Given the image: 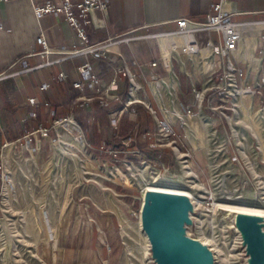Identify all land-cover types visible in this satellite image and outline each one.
<instances>
[{"label":"rangeland","instance_id":"rangeland-1","mask_svg":"<svg viewBox=\"0 0 264 264\" xmlns=\"http://www.w3.org/2000/svg\"><path fill=\"white\" fill-rule=\"evenodd\" d=\"M218 39L214 33L212 40ZM150 41L151 49H140L146 61L122 65V73L128 67L140 84L134 104L144 106L123 139L111 143L109 138L123 114L134 113L132 108L122 114L133 82L129 77L125 98L113 93L121 73L112 68L110 82L95 73L98 81L85 85L90 93L78 90L94 98L90 106H82L77 96L49 125L0 145V264H161L141 225L149 187L191 194L193 209L183 232L210 248L214 264H249L244 236L228 208L264 210V60L258 65L230 58L244 74L258 72L250 86L263 85L253 94L239 72L237 86L221 78L218 64L227 65L228 58L214 57L210 46L198 52L185 48L192 57L183 53L184 65L173 57L168 73L156 39ZM238 50L240 56L255 54L256 42L242 40ZM23 75L4 81L14 85L21 102L28 100ZM99 96L123 101L109 114L110 124L120 120L106 129L102 151L91 140L92 108ZM74 106L85 110L86 126L73 114ZM144 112L153 116V128ZM110 216H115L114 226Z\"/></svg>","mask_w":264,"mask_h":264},{"label":"crops","instance_id":"crops-1","mask_svg":"<svg viewBox=\"0 0 264 264\" xmlns=\"http://www.w3.org/2000/svg\"><path fill=\"white\" fill-rule=\"evenodd\" d=\"M48 1L56 4L63 2V0H2L0 2V72L6 70L12 62L19 58H23L31 67H36L48 60L56 61L52 65L31 70L28 76L23 75L21 85L27 95V101L17 100L18 90L14 89V85L0 83V104L2 106L0 145L9 140H17L39 126L49 125L56 108L60 115L68 112L69 107L64 106L65 103L70 102L74 96L84 95L78 92L79 89L72 90V88H74V82L80 78L78 67L87 60L93 63L94 72L101 80L110 82L113 78L112 67L107 63L86 56H69L72 51L81 48L82 44L77 31L65 16L46 14L37 17L34 13L35 5ZM233 7L239 11L233 16L234 21L250 23L242 28V36H244L242 40L249 39L256 42L257 50L264 43V0H234ZM212 12L211 0H111L106 27L95 29L92 23H88L85 24V28L89 35V44H96L127 33L138 36L155 35V38L138 39L133 46L112 45L110 49L113 52L109 54L110 61L115 67L132 61H146L147 58L144 60L141 58L140 49L143 46L151 49L153 46L150 40L156 39L162 61L169 73L173 70V57L180 59L184 65L183 53L192 57V54L185 48L198 52L207 45L208 40L213 41L212 36L215 33L201 30L196 31L195 37L180 34L178 33V20L187 18L205 21L208 14ZM103 16L102 12H97L94 14V19L97 20ZM41 34L45 36L47 45L54 51V54L49 57L42 54L44 46L37 42ZM196 42L199 43L198 47ZM218 42L219 39L214 43ZM210 47L212 48L211 45ZM235 55L239 61L259 65V59L255 54L240 56L237 49ZM61 73L68 77L61 79ZM118 78L119 81L112 90L113 93H119L122 96L123 93L128 94L130 83H127V74L121 73ZM253 78H256V75ZM163 80L166 82L168 79ZM159 83L157 82L158 86H160ZM44 84H49V87L42 89ZM137 85L138 87H135ZM139 88L140 84L134 80L130 96L135 100H138ZM178 88L174 85L176 91ZM85 89L89 94V89ZM72 91L77 92L72 93ZM154 93L156 95L155 91ZM31 98H37L42 105H33ZM47 102L50 105H46ZM122 102L111 101L108 116L111 111L120 108ZM32 113H36L37 116L34 117ZM144 113L150 117L149 125L153 128V116L150 112ZM115 221V216L108 218L110 226L111 223L114 226Z\"/></svg>","mask_w":264,"mask_h":264},{"label":"built area","instance_id":"built-area-1","mask_svg":"<svg viewBox=\"0 0 264 264\" xmlns=\"http://www.w3.org/2000/svg\"><path fill=\"white\" fill-rule=\"evenodd\" d=\"M2 0H0L1 2ZM111 0H63L61 4H56L55 2L48 1L44 4H37L34 6V13L37 17H41L46 14L53 15H61L63 14L66 20L70 23V25L77 31V34L81 40L82 47L76 49L71 52L70 57L75 56H86L91 57L93 60L102 61L110 65L113 69H115L117 76L119 73L126 71L122 68V66L115 67L112 65L109 57V52L111 49L107 45L116 44L117 46L127 43L130 44L138 39L142 38H155V35H147V36H139V37H131L130 33L111 37L105 41L98 42L96 44H89V35L86 31L85 24L92 23L95 29L105 28L107 25L109 7ZM234 0H211L212 13H209L205 21H196L189 20L187 18H180L178 20V33H186L195 37L196 31L205 30L207 32H215L219 36V42L215 44L213 41L208 40L207 46H212V52L214 57H219L221 60L224 58H228V64L223 65L222 61L218 64V70H223L224 74L221 78L228 79L230 84L233 86H237V73L239 72L240 77H244L242 82L246 81L245 87L246 89L253 90V94L257 92V87H262L264 84V75L262 83H259L258 86H250V78L254 74L256 75L258 72L254 70L248 69L245 74L241 69H236L234 64L231 62L230 58L238 61L235 51L240 46V43L243 39L242 36V28L243 26L250 23H241L233 20V16L238 14L239 11L233 7ZM97 12H102L103 17L100 19H94V14ZM196 41V38H195ZM37 42L44 46L43 55L49 57L54 54L52 48L47 45L46 38L43 34L39 36ZM199 45L198 42H196ZM261 49L262 55L257 57L258 49L255 51V56L259 59V64L264 60V43L259 47ZM55 60H48L42 64H39L36 67H31L29 64L23 59L19 58L18 60L12 62L10 66L0 72V83L6 81L10 78L19 77L25 73L30 72L31 70L43 68L48 65L54 64ZM136 62H134L135 64ZM245 63V62H244ZM21 66L19 69L11 72L15 66ZM156 65V63H154ZM127 75L131 78L132 82L136 79V75L132 74L127 67ZM259 69V68H258ZM217 70H213V73ZM78 72L80 78L74 82L73 87L77 89L84 90L86 84H90L91 82H97L98 78L94 72L93 63L89 60L84 62L82 65L78 67ZM68 75L61 73L60 78L65 79ZM157 78V77H155ZM115 83V80L113 84ZM49 84H44L42 89H47ZM132 90V87H131ZM195 93L196 90L194 89ZM131 94V91H130ZM197 95L199 93L197 92ZM98 99L101 101L103 106L110 105V99L108 96H99ZM130 99V96H129ZM77 100L81 101V105L84 107L90 106L92 104L94 98L91 96H87L86 94L77 98ZM31 103L33 105L39 106L40 101L37 98H31ZM136 101V100H135ZM46 105H50L48 102ZM134 100L127 101L124 109L122 110V114L124 111H130L133 108ZM126 109V110H125ZM134 112V109H132ZM1 112V109H0ZM34 117L37 116L36 113H32ZM122 116V115H121ZM120 120V118H119ZM119 120L114 118L111 119V125L117 127L119 124ZM130 137V136H129ZM127 137L126 139L131 141V137Z\"/></svg>","mask_w":264,"mask_h":264},{"label":"water","instance_id":"water-1","mask_svg":"<svg viewBox=\"0 0 264 264\" xmlns=\"http://www.w3.org/2000/svg\"><path fill=\"white\" fill-rule=\"evenodd\" d=\"M192 207L184 196L147 194L143 225L161 264H214L210 248L183 232ZM240 219L249 264H264V220L256 216Z\"/></svg>","mask_w":264,"mask_h":264},{"label":"trees","instance_id":"trees-1","mask_svg":"<svg viewBox=\"0 0 264 264\" xmlns=\"http://www.w3.org/2000/svg\"><path fill=\"white\" fill-rule=\"evenodd\" d=\"M127 83L128 84L130 83L129 77H128ZM124 94L125 93H123V96L125 98L127 93L125 95ZM76 97L77 96H74L70 102L72 103L74 98H76ZM108 107L109 106H103L101 104V101L98 98L93 103L92 116L94 118V123L92 126L93 134H92L91 140L96 145V149L98 151H102V149H104V147L106 146V144H107V142H106V140H107V138H106L107 132L106 131L107 130L106 129H109L111 127L110 118L108 116V112H109ZM133 109H134L133 114H132V112L123 114L122 119L120 120V124L116 128L117 130L115 132H113V134L111 135V138H109L111 143L114 142L115 140L123 139L125 136L130 134V132L134 129V120L138 119L137 114H135V113H138V111H140V110H144V106L135 105L133 107ZM72 110H73V114H75L78 117L80 125L82 127L86 126L87 125V117H86L85 110L80 108V107H77V106H74V108ZM54 111H55L54 116H60V112L58 111V108H56ZM63 114H65V112H63ZM137 123L139 124V122H137ZM108 131H110V130H108ZM103 132H105V133H103ZM110 142H108V143H110ZM145 148H148L147 142L145 145H143V148L141 150L144 151Z\"/></svg>","mask_w":264,"mask_h":264},{"label":"bare ground","instance_id":"bare-ground-1","mask_svg":"<svg viewBox=\"0 0 264 264\" xmlns=\"http://www.w3.org/2000/svg\"><path fill=\"white\" fill-rule=\"evenodd\" d=\"M180 34H186V33H180ZM189 35V34H188ZM244 38V36H243ZM241 44V43H240ZM114 45V44H111V45H107L109 48ZM240 47V46H239ZM160 84V83H159ZM135 87H138L135 86ZM135 91V90H134ZM138 92V91H137ZM131 94H132V90H131ZM130 94V95H131ZM130 100H134L135 99H131V96H130ZM71 124H74L78 126V124L76 123V121L72 118L69 120ZM10 157H11V153L10 151L7 149L5 150L4 152V162L6 164L7 167H9V163H10ZM153 192V193H161V194H167V195H176V196H184L186 197L190 202V197H191V194L188 193V192H184V191H178V190H171V189H161V188H158V187H149L148 188V192ZM146 194V196H147ZM146 203V197H145V202L143 204V208H144V205ZM228 211L229 212H234L235 216H234V221H236L238 223V226H239V229L237 232H242L243 236L245 237V234L244 232L242 231V221H240V216H256L258 218H261L262 220H264V210H261V209H255V208H246V207H229L228 208ZM235 222V223H236ZM141 225H142V228L144 229L147 237L149 238V235L148 233L146 232L145 228H144V225H143V216H142V222H141ZM236 227V226H235ZM179 232V231H178ZM180 233V232H179ZM182 234V233H181ZM202 243V242H201ZM203 244V243H202ZM206 245V244H204ZM207 246V245H206Z\"/></svg>","mask_w":264,"mask_h":264}]
</instances>
